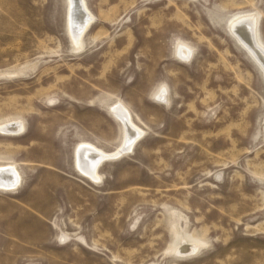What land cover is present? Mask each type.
I'll return each instance as SVG.
<instances>
[{"label":"rangeland","instance_id":"374dc122","mask_svg":"<svg viewBox=\"0 0 264 264\" xmlns=\"http://www.w3.org/2000/svg\"><path fill=\"white\" fill-rule=\"evenodd\" d=\"M84 4L74 43L68 0H0V264H264V73L229 28L264 47V0ZM116 103L139 135L92 181L76 150L123 145Z\"/></svg>","mask_w":264,"mask_h":264},{"label":"bare ground","instance_id":"6f19581e","mask_svg":"<svg viewBox=\"0 0 264 264\" xmlns=\"http://www.w3.org/2000/svg\"><path fill=\"white\" fill-rule=\"evenodd\" d=\"M91 21L92 17L87 12L84 0H68V33L71 42L75 43L79 40L82 32L87 28ZM256 25V18L251 14H245L233 17L229 28L235 40L247 51L264 73V47L257 40ZM179 52L182 56L188 54L182 46L179 47ZM162 94L163 91L161 90L157 93L158 97L162 96ZM119 104L120 103L113 105L110 110L114 118L123 125V145L121 144V147L115 153H104L92 145H80L76 150L77 163H75L77 164V168L82 175L90 178L92 181L97 180L95 170L97 165L103 159L123 154L130 148L134 139L139 135L138 132V134L134 133V129L139 128H137L132 121H130L129 113L126 108H123L120 106L121 104ZM18 130H20V123L0 125V132L2 133L11 134L17 132ZM127 142L129 145L125 148L124 145ZM18 181L19 176L12 166L9 165L7 167L0 168V189H12L17 185Z\"/></svg>","mask_w":264,"mask_h":264}]
</instances>
